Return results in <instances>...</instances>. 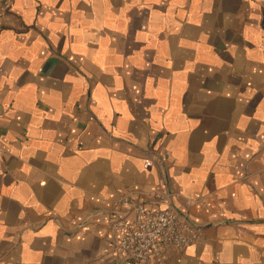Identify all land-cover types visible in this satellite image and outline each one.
<instances>
[{"label":"crops","instance_id":"obj_1","mask_svg":"<svg viewBox=\"0 0 264 264\" xmlns=\"http://www.w3.org/2000/svg\"><path fill=\"white\" fill-rule=\"evenodd\" d=\"M157 188L163 264H264V0H0V264H117Z\"/></svg>","mask_w":264,"mask_h":264},{"label":"built area","instance_id":"obj_2","mask_svg":"<svg viewBox=\"0 0 264 264\" xmlns=\"http://www.w3.org/2000/svg\"><path fill=\"white\" fill-rule=\"evenodd\" d=\"M166 154L160 151V162ZM165 173L163 174L164 177ZM173 193L157 188L153 197L164 207L150 210L141 201L130 194H123L119 203L125 211L123 216L109 223L108 232L119 235L118 249L122 258L117 264H149L155 260L163 264L164 254L169 248L186 249L193 244H207L203 228L194 223L188 215L180 214L171 200ZM133 213L129 218L128 213ZM79 225L77 232L84 231Z\"/></svg>","mask_w":264,"mask_h":264}]
</instances>
